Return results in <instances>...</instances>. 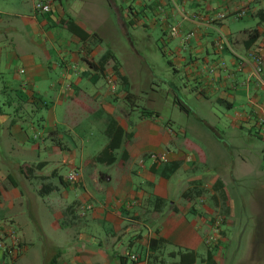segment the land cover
Wrapping results in <instances>:
<instances>
[{
	"label": "crops",
	"instance_id": "1",
	"mask_svg": "<svg viewBox=\"0 0 264 264\" xmlns=\"http://www.w3.org/2000/svg\"><path fill=\"white\" fill-rule=\"evenodd\" d=\"M35 1L0 0V146L3 149L8 143V149L14 151L8 160L5 154L1 156L0 149V238L6 237L14 244L13 226L19 225L20 236L16 241L22 245V252L12 257L0 245V264H15L18 260L21 264L30 247L35 246L27 232L30 224L27 217L45 235L43 252L36 254L32 264H175L179 256L174 252L179 250L199 254L204 251L206 255L215 210L201 197L183 194L194 183H202L203 175H194L184 188H176L172 176L167 178L157 173L161 163L152 160L147 165L145 159L155 152L167 153L168 163H179L175 175L180 169H190L197 161H207L202 144L175 139L177 134L168 121H162L160 111L152 104L159 102L157 93L151 95L148 108L158 111L159 116L141 113L131 120L129 103L133 101L131 94L139 79L134 53L123 42L118 44L119 48L111 49L121 61L120 74L127 79L119 90L118 76L111 78L114 63L102 66L101 59L97 58L105 48L101 36L92 29L98 21L95 2L88 3L89 10H86V6L80 5L87 0H80L78 6L72 0L65 3L46 0L52 10L42 13L36 11ZM112 1L113 11L123 23L122 32L132 50L135 49L131 28L160 27L163 43L159 48L169 58L174 73V80L169 83L172 106L178 105L188 115L191 111L188 95L190 100L194 98L209 106L224 105L228 111L224 116L233 117L235 126L239 124V129L249 130L250 134L256 131L264 141V70L259 73L256 62L257 57L264 62V22L259 20L256 27L232 31L226 21L229 15L237 19L256 16L263 4L254 0ZM216 12H224L226 17L215 19ZM69 19H74L89 33L96 32L97 36L82 41L69 31ZM172 26L178 27V35L170 36ZM253 29L259 31L260 37L247 45ZM189 33L193 34L187 38ZM221 37L223 44L218 47L216 41ZM177 78L189 90L185 97ZM96 116L106 119L104 133L109 119L115 118L128 135L124 146L117 151V162L112 165L93 161L108 143L106 133V140L98 150L85 154L93 130L89 132V127L87 130L81 125ZM35 117L45 135L41 144L28 146L29 131L35 130L34 135L38 136ZM67 131L72 134V141L76 138L81 142L80 155L73 150L65 151L68 145L60 137ZM217 135L220 140L215 139L208 147L214 168H209L207 182L202 184L213 189L217 179L222 180L228 198V179L217 166L219 160L214 161L213 156L219 155L222 143L231 148L237 146ZM184 147H187L186 153ZM191 150L194 155L187 153ZM124 151L126 159L122 157ZM258 151L264 161V146ZM43 152L47 158L35 160V155ZM78 157L79 163H76ZM51 161L68 165L69 172L78 169L79 182H67L58 168L52 176L60 177V184L48 180L51 176L42 172ZM241 162V165L234 164L241 169H233L229 174L236 182L246 172L248 157H241ZM25 166L30 169L25 170ZM210 194L215 195V191L211 190ZM158 198L163 200L162 205ZM85 203L93 207L81 214ZM224 208L225 216H230L231 206L225 203ZM65 223L70 225L69 229ZM71 229L74 232L68 231ZM261 243L264 246L262 240ZM3 244L10 246L6 241ZM255 244L259 243L251 242L252 246ZM132 255H137L138 260H132ZM218 255L215 254L217 264L228 263L225 257L217 259ZM259 256L247 260L264 264V253ZM197 264L203 263L199 259Z\"/></svg>",
	"mask_w": 264,
	"mask_h": 264
},
{
	"label": "rangeland",
	"instance_id": "2",
	"mask_svg": "<svg viewBox=\"0 0 264 264\" xmlns=\"http://www.w3.org/2000/svg\"><path fill=\"white\" fill-rule=\"evenodd\" d=\"M72 1L76 6L80 4V0ZM115 1L120 3V0ZM65 2L66 0H64V3ZM93 2L97 4V7L95 5L94 9L97 13L96 20L98 21L94 22L92 29L96 30L98 35L101 36V39L104 41L103 46L105 48L97 58L100 60L108 50L113 48L115 49V47L119 48L120 46L118 44H120V42H123V46L131 54L134 53L133 56L137 68L136 73L139 79L136 80L138 85L134 87L133 93L131 94V100L134 101L129 103V111L133 114L132 117H130L131 120L136 119V116L141 114V111L144 107L148 108L151 95L157 93L155 95L159 97V102L156 100V102H152V104H155L156 108L160 111L162 121H168L172 130L177 134L175 139L179 138L180 141L191 140L199 143L200 145L202 144L207 161L205 163L197 161L194 163L195 165H190V169H180L175 175V172L171 174V181L176 188H184V186H186L187 180L194 175H203L202 183L207 182L206 179L208 178V174L210 172L209 168L212 166L213 167L211 169L213 170L214 168L208 147L215 143V139L220 140L217 134H219L228 144L231 142L232 144H236V148H231L226 143L220 144L222 147L221 152H219V155L217 153L218 156H213L214 161L219 160L216 161L219 162V165L217 166L223 170V174L228 179L227 183L229 184V197L225 200V202L222 199L220 201L219 199L215 201V199H213L212 195L210 194L212 188L210 189L207 186H203L206 190L204 191V196H201V198L205 200V202H209V204L215 210L212 226L213 232L214 229L218 227L217 223L218 221L220 223V219H222V227L228 225V222L230 221L228 228H222V238L226 239L223 240L221 247L219 246L216 251V255L219 253L217 259L225 257L228 262L227 264H257L247 259L251 258V256L252 258L257 255L261 256V254L264 253V246H262L261 243V240L264 242V161L262 156L259 154L260 152L258 151L261 146H264V141L258 138L256 131L250 134L249 130L239 129L238 122H236L238 125L235 126L233 117L224 116L223 113L228 112L225 108L226 106L224 105L215 104L216 106L214 107L209 106V103L202 104L201 102L195 101L194 98L190 100V95H188L186 99L191 104V111L188 115L182 112L178 105L172 106L171 100L173 97H170V95H172V90L169 91V83L170 81L173 82L174 73L169 64V58L163 54L159 48V45H162L163 43L161 39L163 34L160 30V27H157L153 30L143 25L137 26L136 28H131L132 34L134 35V38L131 40L134 46L133 49H135L132 50L128 45L129 43L127 37L123 35V23L121 20H118L116 13L113 11L115 9V4L113 5V1L87 0V2L83 5H80V7L86 6L85 9L89 10L88 3ZM254 2L263 4L264 8V0H254ZM26 8L28 9V7ZM226 21L229 23L232 31H240L245 28L256 27L259 19L256 16L251 15H246L240 19L229 15ZM116 44L118 46H116ZM122 56V53H120L119 57L121 60L124 58ZM114 61L115 60L113 59L110 60L109 65H112L113 63L115 64ZM119 63H121V61ZM135 63L133 64L135 65ZM222 64L225 63L223 62ZM114 75H117V73L114 72V74L111 75V78L114 77ZM119 82L120 85H118V89L121 90L123 89L124 84L120 78ZM177 83H179L180 92L184 93L183 96L185 97L188 94L186 92H189V90H187L188 88L184 87V82L182 80L178 79ZM168 93L169 96H166ZM183 96L181 95L180 98L181 100L185 101ZM158 97L154 98L157 99ZM11 113L14 114L12 109ZM105 122V118L96 116V118H89L84 120L82 123V128L87 130L90 128L89 132L90 130H93L91 131V138H89L90 145H88L87 150H85V154H93V151L98 150L97 147L103 144V142L106 140L104 133ZM34 127L36 128V134L38 136L34 135L35 130L29 131L31 139L26 142V145L28 146L36 145L37 143L41 144V141L44 139L45 132L41 127H39L36 117L34 119ZM214 131L217 132L215 136ZM71 135L72 134L69 131L64 132L62 133L60 140H62L64 145H68L67 147L69 149L64 146V148H66V152L69 153V150H73L76 155H80L82 151L81 142L76 138L74 141H72L73 138ZM32 137H35L37 140L34 141ZM7 145L8 143H5V145H3V149H1L0 146V149L3 152L1 156L4 157L6 155L9 158L8 160H11L9 156H11L12 152L14 151L8 149L9 146ZM186 149L187 147H184L183 149L185 153ZM155 153L165 154L167 156V153ZM187 153L194 155L192 150ZM212 153L213 155H216L213 151ZM39 154L40 155H35L37 156V158L34 157L35 160H39L38 158H40V160L43 161L45 158H47L45 152ZM243 156L248 157L249 164L246 168V172L241 173V175L239 174L241 176L240 181L236 182L229 177V174H231V170L233 169H241V166L235 167L234 164L237 163L238 165H241V157ZM145 159L147 165L153 160L150 155ZM51 162L52 163H49L50 165L45 167L44 170L42 169L43 167H40V170H43L42 173L51 176L48 178V180L56 184H60V177L52 176L54 169L58 168L60 176H66L69 173L70 167L64 164H57V162ZM76 163H79V157L76 159ZM25 167V170L27 171L30 169L29 166ZM110 172H114L113 169ZM225 203H228L231 206L230 216H225L224 214L223 206H225ZM89 205L90 204L86 203L83 204L81 206L83 211H80V213L84 214V212H89V210L92 209L89 207ZM27 221L30 223L29 226H27V232L29 233L28 235H30L31 240H33L35 243V246L30 247V250L26 253V256H24L21 260V264H32V260H34L36 254H38L41 250L43 252L45 247L42 243V238H45V235L39 232L36 223L34 224L30 217H27ZM46 224H49V222L47 221ZM65 225H67L68 229L70 228V225L67 223H65ZM92 227L94 228V223L92 224ZM47 230L48 228L45 226L46 233ZM68 231L70 233L74 232L72 229ZM47 235L52 237L49 234ZM13 236L16 238V240H19V225L13 226ZM5 238L4 240L0 238V245H2L3 241H6L9 245H11L12 241L10 239L7 241ZM253 241L258 242L259 244L252 246L251 242ZM172 250H174V248ZM203 252L204 251H201L199 255L200 257L204 254ZM23 260L24 262H22ZM9 261L13 262L11 259H9ZM15 264H19V260Z\"/></svg>",
	"mask_w": 264,
	"mask_h": 264
},
{
	"label": "trees",
	"instance_id": "3",
	"mask_svg": "<svg viewBox=\"0 0 264 264\" xmlns=\"http://www.w3.org/2000/svg\"><path fill=\"white\" fill-rule=\"evenodd\" d=\"M241 14L243 15L244 13H241ZM255 15L258 17L260 22H264V8L258 10ZM67 27L71 33L79 36V38L82 41H87L88 39L95 38L97 36L96 32L89 33L84 28L79 26L74 19L67 20ZM259 37H260L259 31L257 29H253L249 34L248 40L246 41L247 45H251L253 42L257 41ZM112 59L115 60L114 70L117 73L118 78H120L123 84H125L127 79L120 74L119 72L120 63L112 50H108L103 55V57L100 60V63L103 66V65H106ZM141 113L145 116H150V117L159 116L158 111H155V110H152L146 107L142 109ZM105 133L108 137V143L93 158V161L100 163V164L112 165L115 162H117L118 160L117 151L124 146V143L128 135L126 134V130L123 128V126L115 118L109 119L106 129H105ZM122 157L124 159L127 158V154L125 151L123 152ZM161 164L162 165L159 167L158 170L155 167H154V170H157V173L167 178H169L170 175L176 172V170L179 168L178 162H173V163L164 162ZM205 190L206 189L203 187V184L198 182V183H194V186L191 189L185 190L183 194L184 196L195 195V197H201V196H204ZM212 190L215 191V195L212 196V198L215 199V201L217 199H219V201L222 199L225 202V200L227 199V196L224 191V183L222 180L217 179V181L213 185ZM156 200H159L161 205L163 204L162 199L158 198ZM221 243H223V240ZM216 251L217 249H212L211 247H209V251L207 252V254L202 255L200 257L199 256L200 254L197 253L196 251H193V250L180 251L179 250L177 252H174V254H177L179 256V260L175 264H197L199 259H200V262H202L203 264H217L215 260ZM6 254L9 255L7 252Z\"/></svg>",
	"mask_w": 264,
	"mask_h": 264
},
{
	"label": "built area",
	"instance_id": "4",
	"mask_svg": "<svg viewBox=\"0 0 264 264\" xmlns=\"http://www.w3.org/2000/svg\"><path fill=\"white\" fill-rule=\"evenodd\" d=\"M35 9L38 12L42 13H47L52 10L51 4L46 1V0H36L35 1ZM226 17L224 12H216L215 13V19H224ZM170 36H176L179 33V29L177 26H172L170 27ZM193 33H189L187 35V38H190ZM223 44V37L219 38V40L216 41V45L218 47H222ZM257 71L259 73L263 72L264 70V62L260 57H257ZM225 65V64H223ZM214 68L212 69V71ZM151 158L153 159L154 163H164L167 162V156L165 154H157V153H152ZM65 180L69 183H77L80 180V172L78 169L74 168L72 169L68 175H66ZM90 208L93 206L90 204ZM83 211V209H81ZM86 211V210H85ZM85 213V212H84ZM221 224H222V219H220V223L218 221L217 223V228L214 229V232L211 234V236H208L207 238V244L212 248V249H218L219 246L221 247V242H222V235H221ZM2 245L5 247V252L9 254V256H17L22 252V245L19 241L15 240V243L10 245V246H5V244L2 243ZM133 260H138L137 255H132L131 257Z\"/></svg>",
	"mask_w": 264,
	"mask_h": 264
},
{
	"label": "clouds",
	"instance_id": "5",
	"mask_svg": "<svg viewBox=\"0 0 264 264\" xmlns=\"http://www.w3.org/2000/svg\"><path fill=\"white\" fill-rule=\"evenodd\" d=\"M222 228H223V227H222V224H221V231H223ZM221 235H222V233H221ZM222 240H224V239L222 238Z\"/></svg>",
	"mask_w": 264,
	"mask_h": 264
}]
</instances>
